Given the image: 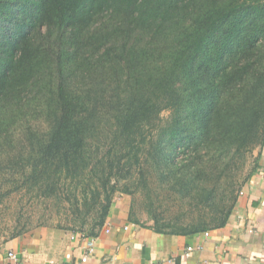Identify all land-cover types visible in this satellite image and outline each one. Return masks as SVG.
Returning <instances> with one entry per match:
<instances>
[{"label": "trees", "instance_id": "trees-1", "mask_svg": "<svg viewBox=\"0 0 264 264\" xmlns=\"http://www.w3.org/2000/svg\"><path fill=\"white\" fill-rule=\"evenodd\" d=\"M263 142L264 0H0V174L21 175L13 188L83 183L99 228L111 195L95 180L151 160L201 203L153 228L195 233L223 226L240 190L199 180Z\"/></svg>", "mask_w": 264, "mask_h": 264}, {"label": "crops", "instance_id": "crops-1", "mask_svg": "<svg viewBox=\"0 0 264 264\" xmlns=\"http://www.w3.org/2000/svg\"><path fill=\"white\" fill-rule=\"evenodd\" d=\"M241 191V193H240ZM223 226L182 234L129 219L118 199L93 233L39 226L0 241L1 264H264V142ZM109 231H105V229ZM88 241L93 250L85 262ZM192 249L187 252V248ZM16 259L8 258V252Z\"/></svg>", "mask_w": 264, "mask_h": 264}, {"label": "rangeland", "instance_id": "rangeland-1", "mask_svg": "<svg viewBox=\"0 0 264 264\" xmlns=\"http://www.w3.org/2000/svg\"><path fill=\"white\" fill-rule=\"evenodd\" d=\"M169 111L163 110L161 117H166ZM258 157L259 147H256L247 153L240 168L234 164L229 171L213 170L207 178L204 176L199 180V186L215 185L222 191L225 179L237 181L238 178L241 189L256 169ZM242 161H239L240 165ZM144 163L142 166L133 165L130 169L121 165V170H114L116 175L112 174L106 188L96 179L98 190L102 193L107 189L111 205L126 197L129 219L139 224L170 230L197 217L195 210L201 205L199 194L193 193L192 197L178 191L170 178L163 177L155 162L149 160ZM97 173L101 174L100 168ZM17 179L22 180L16 172L0 174V241L39 226H56L87 233L98 227L96 222L101 199H95L88 187L87 196L83 197V183L62 181L57 186L56 195H49L44 193L43 188H33L29 184L20 189L13 188ZM88 180L87 185L94 187L93 181Z\"/></svg>", "mask_w": 264, "mask_h": 264}, {"label": "built area", "instance_id": "built-area-1", "mask_svg": "<svg viewBox=\"0 0 264 264\" xmlns=\"http://www.w3.org/2000/svg\"><path fill=\"white\" fill-rule=\"evenodd\" d=\"M240 193H241V191H240ZM105 231L107 232V231H109V230L106 228ZM191 249H192V247H188V248H187V252H189ZM92 250H93V242H92V241H88L87 251H86V253L81 257V262H85V261L87 260L88 255H89V253L92 252ZM7 256H8V258H10V259H16V257H17L16 253L11 252V251L8 252V255H7ZM0 264H1V262H0Z\"/></svg>", "mask_w": 264, "mask_h": 264}]
</instances>
